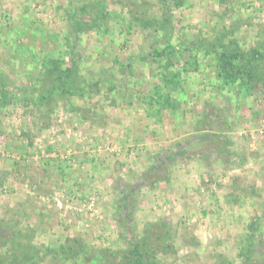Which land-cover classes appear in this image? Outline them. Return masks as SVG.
Returning <instances> with one entry per match:
<instances>
[{
  "label": "rangeland",
  "instance_id": "obj_1",
  "mask_svg": "<svg viewBox=\"0 0 264 264\" xmlns=\"http://www.w3.org/2000/svg\"><path fill=\"white\" fill-rule=\"evenodd\" d=\"M133 242L264 264V0H0V264Z\"/></svg>",
  "mask_w": 264,
  "mask_h": 264
},
{
  "label": "trees",
  "instance_id": "obj_2",
  "mask_svg": "<svg viewBox=\"0 0 264 264\" xmlns=\"http://www.w3.org/2000/svg\"><path fill=\"white\" fill-rule=\"evenodd\" d=\"M223 59H224V63L230 66V64H231L230 63V60H231L230 56L223 54ZM133 244H134L132 246L133 249L130 252H132L131 253L132 255H136V258H135L134 261L131 262V261H129L130 260L129 259V255H124V259L126 260V264H147V263H145L143 261V257H144V258H146V262H147V257H148V254H145L144 255L142 253V250L144 249L143 248L144 243L141 244L140 242H137V243H134L133 242ZM249 248H250V246H249ZM244 252H245V257H246V261L244 263L245 264H249V261H251V259H252V257H250L249 256V253H248L249 252V249L244 250ZM15 260L16 259H13V261H15ZM20 260H19V263L20 264H26V263H30L31 261H33L32 256L27 255V254L26 255L25 254H22V257H21Z\"/></svg>",
  "mask_w": 264,
  "mask_h": 264
}]
</instances>
